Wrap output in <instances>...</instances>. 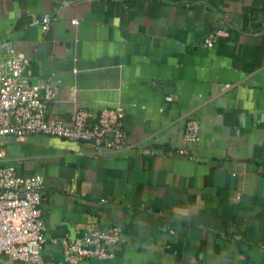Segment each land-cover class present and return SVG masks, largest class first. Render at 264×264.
Instances as JSON below:
<instances>
[{"label": "crops", "instance_id": "obj_1", "mask_svg": "<svg viewBox=\"0 0 264 264\" xmlns=\"http://www.w3.org/2000/svg\"><path fill=\"white\" fill-rule=\"evenodd\" d=\"M43 15L47 31L30 25ZM0 40L50 84L54 117L120 108L129 134L126 151L99 154L3 139V165L43 177L45 261L96 222L121 239L112 259L79 264H264V0H0ZM189 118L195 160L175 154Z\"/></svg>", "mask_w": 264, "mask_h": 264}, {"label": "built area", "instance_id": "obj_2", "mask_svg": "<svg viewBox=\"0 0 264 264\" xmlns=\"http://www.w3.org/2000/svg\"><path fill=\"white\" fill-rule=\"evenodd\" d=\"M50 24L47 15L33 17L30 22L42 31H47ZM224 36L223 29H216L209 34L205 45L211 47L216 38ZM55 99L56 93L50 84L33 82L28 58L19 55L10 41L0 40V255L23 264H79L88 258L110 260L113 258L110 247L120 241L121 229H100L92 222L80 238L61 239V262L45 261L41 256L45 243L40 209L43 177L19 176L13 166L2 164L3 139L8 136L22 139L43 135L86 143L95 154L121 152L130 147L120 108H103L97 116L76 110L68 120H62L52 115ZM183 140L190 149L178 148L175 154L195 160L192 148L200 141V126L194 118L186 121Z\"/></svg>", "mask_w": 264, "mask_h": 264}]
</instances>
